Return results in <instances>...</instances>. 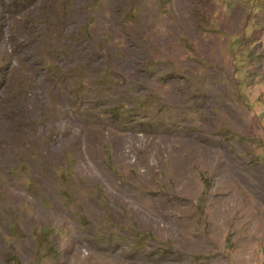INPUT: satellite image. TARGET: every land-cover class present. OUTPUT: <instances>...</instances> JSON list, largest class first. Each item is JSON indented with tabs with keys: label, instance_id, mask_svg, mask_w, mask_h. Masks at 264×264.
<instances>
[{
	"label": "rangeland",
	"instance_id": "obj_1",
	"mask_svg": "<svg viewBox=\"0 0 264 264\" xmlns=\"http://www.w3.org/2000/svg\"><path fill=\"white\" fill-rule=\"evenodd\" d=\"M264 264V0H0V264Z\"/></svg>",
	"mask_w": 264,
	"mask_h": 264
},
{
	"label": "trees",
	"instance_id": "obj_2",
	"mask_svg": "<svg viewBox=\"0 0 264 264\" xmlns=\"http://www.w3.org/2000/svg\"><path fill=\"white\" fill-rule=\"evenodd\" d=\"M12 258H13L15 264H22L21 261L18 260L16 256H12Z\"/></svg>",
	"mask_w": 264,
	"mask_h": 264
}]
</instances>
